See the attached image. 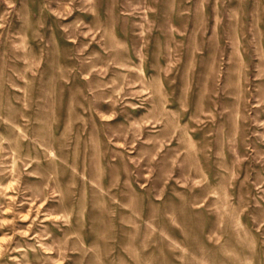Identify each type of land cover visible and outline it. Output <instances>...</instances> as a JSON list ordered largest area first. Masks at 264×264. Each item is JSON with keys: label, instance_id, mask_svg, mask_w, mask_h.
Returning a JSON list of instances; mask_svg holds the SVG:
<instances>
[{"label": "rangeland", "instance_id": "1", "mask_svg": "<svg viewBox=\"0 0 264 264\" xmlns=\"http://www.w3.org/2000/svg\"><path fill=\"white\" fill-rule=\"evenodd\" d=\"M0 264H264V0H0Z\"/></svg>", "mask_w": 264, "mask_h": 264}]
</instances>
